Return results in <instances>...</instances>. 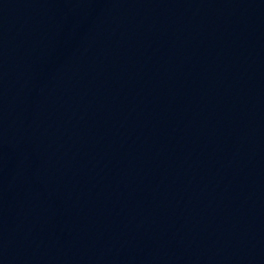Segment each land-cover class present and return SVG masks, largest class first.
Instances as JSON below:
<instances>
[{"label": "water", "instance_id": "1", "mask_svg": "<svg viewBox=\"0 0 264 264\" xmlns=\"http://www.w3.org/2000/svg\"><path fill=\"white\" fill-rule=\"evenodd\" d=\"M0 264H264V0H0Z\"/></svg>", "mask_w": 264, "mask_h": 264}]
</instances>
